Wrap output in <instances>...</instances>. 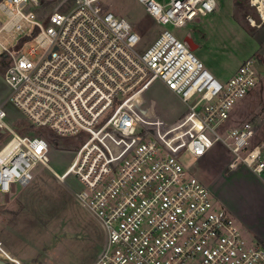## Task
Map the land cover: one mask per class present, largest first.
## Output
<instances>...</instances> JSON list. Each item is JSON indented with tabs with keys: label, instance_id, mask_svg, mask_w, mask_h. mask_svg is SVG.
I'll return each instance as SVG.
<instances>
[{
	"label": "built area",
	"instance_id": "obj_1",
	"mask_svg": "<svg viewBox=\"0 0 264 264\" xmlns=\"http://www.w3.org/2000/svg\"><path fill=\"white\" fill-rule=\"evenodd\" d=\"M49 1H0L8 18L0 29V62L10 87L0 105V132L10 135L0 149V192L30 185L39 165L49 169L105 230L94 264H264V246L215 207L207 186L180 161L182 153L200 158L221 144L232 156L231 170L264 174V142L253 146V123L227 126L235 105L258 85V62L245 61L222 83L167 29L141 50L137 14L118 17L101 0H64L41 13ZM137 1L156 24L176 27L218 6L217 0ZM247 4L248 23L262 27L264 0ZM156 80L186 105L175 123L144 109L141 97ZM6 102L35 132L81 140L65 172L48 165L46 136L22 134L8 122ZM0 259L23 264L1 243Z\"/></svg>",
	"mask_w": 264,
	"mask_h": 264
},
{
	"label": "rangeland",
	"instance_id": "obj_2",
	"mask_svg": "<svg viewBox=\"0 0 264 264\" xmlns=\"http://www.w3.org/2000/svg\"><path fill=\"white\" fill-rule=\"evenodd\" d=\"M63 1L47 2L41 13L53 11ZM101 3L118 17L138 15L136 31L142 37L141 50L150 46L163 29L185 43L190 35L196 45L193 54L222 83L229 81L245 61L264 62V25L254 28L248 23L247 15L253 12L247 0H217V9L212 14L182 27L156 24L137 0H101ZM70 5L67 1L64 7ZM7 20L0 10V29ZM6 67L0 62V105L10 94L4 78ZM141 99L148 113L168 123L177 122L187 112L180 97L161 80H156ZM4 108L15 129L32 135L26 130L30 122L18 108L10 102ZM231 115L228 128L252 122L256 127L253 146L264 142V73H258V85L235 105ZM50 133L46 129L35 132L49 139L52 148L48 165L61 174L73 162L81 140L56 138ZM217 133L225 136L224 129ZM9 138V134H0V149ZM231 160L232 156L221 144L200 158L187 152L180 156L188 172L207 186L215 207L228 210L240 230L264 246V174L258 177L245 166L231 170ZM36 171L30 185L13 183L10 193L0 192L3 248L23 264H94L106 244L105 230L49 169L39 165Z\"/></svg>",
	"mask_w": 264,
	"mask_h": 264
},
{
	"label": "water",
	"instance_id": "obj_3",
	"mask_svg": "<svg viewBox=\"0 0 264 264\" xmlns=\"http://www.w3.org/2000/svg\"><path fill=\"white\" fill-rule=\"evenodd\" d=\"M186 43H187V45L189 46V48L192 51L195 50V44L193 43L192 39H190V38L186 39ZM257 68H258L259 72L264 73V62L259 61L257 63ZM2 133L4 134L5 132L2 131ZM0 264H7V263L5 261H3V260L0 259Z\"/></svg>",
	"mask_w": 264,
	"mask_h": 264
},
{
	"label": "trees",
	"instance_id": "obj_4",
	"mask_svg": "<svg viewBox=\"0 0 264 264\" xmlns=\"http://www.w3.org/2000/svg\"><path fill=\"white\" fill-rule=\"evenodd\" d=\"M0 1H1V0H0ZM26 130H27V131H30L31 134H34V133H35V131L32 129V127H28ZM20 133H21V132H20ZM0 134L3 135L2 132H0ZM22 134H23V133H22Z\"/></svg>",
	"mask_w": 264,
	"mask_h": 264
},
{
	"label": "crops",
	"instance_id": "obj_5",
	"mask_svg": "<svg viewBox=\"0 0 264 264\" xmlns=\"http://www.w3.org/2000/svg\"><path fill=\"white\" fill-rule=\"evenodd\" d=\"M198 20H200V19H198ZM188 38H190V39H192L191 37H190V35H188V37H187V39ZM193 41V40H192ZM194 43V42H193ZM187 44V43H186ZM196 46V45H195ZM198 48V46L196 47V49ZM253 125H254V123H253ZM255 127V126H254ZM255 129H256V127H255Z\"/></svg>",
	"mask_w": 264,
	"mask_h": 264
}]
</instances>
